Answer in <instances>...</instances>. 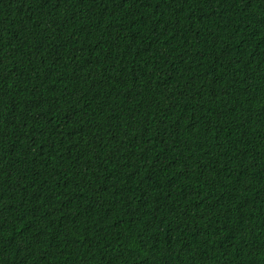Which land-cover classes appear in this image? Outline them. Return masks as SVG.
I'll return each mask as SVG.
<instances>
[{"label":"trees","instance_id":"trees-1","mask_svg":"<svg viewBox=\"0 0 264 264\" xmlns=\"http://www.w3.org/2000/svg\"><path fill=\"white\" fill-rule=\"evenodd\" d=\"M0 264H264V0H0Z\"/></svg>","mask_w":264,"mask_h":264}]
</instances>
